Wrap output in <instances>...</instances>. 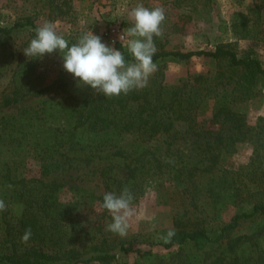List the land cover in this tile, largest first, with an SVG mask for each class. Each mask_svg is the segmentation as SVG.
Segmentation results:
<instances>
[{
    "label": "rangeland",
    "instance_id": "374dc122",
    "mask_svg": "<svg viewBox=\"0 0 264 264\" xmlns=\"http://www.w3.org/2000/svg\"><path fill=\"white\" fill-rule=\"evenodd\" d=\"M138 3L164 9L162 36L154 37L156 52L214 50L224 45L241 57L258 59L264 66V0H0V23L12 27L32 19L39 27L51 21L69 44L92 31L103 43L127 53L123 46L127 38L121 42L119 38L132 26L129 12ZM113 28L116 34L109 35ZM33 38L32 26L0 35V200L6 205L0 212V239L5 236V220L11 225V233L20 231L25 206L19 194L29 187L42 190L40 181L56 182L64 185L56 194L68 213L61 219L75 239L67 247H76L87 255L106 251L117 254L108 263L93 264H210L224 247L216 250L217 245L195 242L171 249L164 245L183 230H219L235 215L252 211L256 203L264 201V80L243 71L227 73L222 64L209 59L191 63L164 59L155 63L157 70L149 77L146 89L189 82V87L203 85L214 91L195 110L194 130L178 123L170 138L158 136L144 144L161 161V167L146 165L135 186H112L110 173L103 170L117 161L123 163L117 151L126 148L130 152L143 138L126 129L113 135V143L100 145L101 136L105 140L109 137L103 133L109 122L102 120L101 114V118L88 120V107L93 99L104 95L78 86L63 69L59 52L45 54L42 59L26 57L23 50ZM39 91L45 92L36 94ZM217 93L225 96L233 111L245 115L256 136L239 143L233 153H223L210 172L203 169L212 152L206 148L229 132V126L224 129L215 119ZM7 98L18 101L6 107L3 101ZM51 103L63 111L73 110L72 115L78 110L84 112L83 127L90 131L91 149L70 151L67 141L73 138L74 118L62 112L52 122L55 114L49 117L46 113ZM49 132L66 144L59 155L45 153L36 144L47 139ZM201 159L190 181L191 174L185 170L195 168ZM116 171L118 180L127 178V169L118 167ZM125 186L135 197L134 215L127 234L120 236L106 230L112 217L98 198L105 192L118 194ZM257 226L245 223L237 235H250ZM169 230L175 235L165 242L162 237ZM122 245L141 253L120 252ZM251 251L248 243L240 253L247 257Z\"/></svg>",
    "mask_w": 264,
    "mask_h": 264
},
{
    "label": "trees",
    "instance_id": "16d2710c",
    "mask_svg": "<svg viewBox=\"0 0 264 264\" xmlns=\"http://www.w3.org/2000/svg\"><path fill=\"white\" fill-rule=\"evenodd\" d=\"M26 26H32L34 30L37 28L32 19L19 21L12 27H4L0 23V35L8 36ZM122 53L126 63L134 62L133 57L128 52ZM164 59H172L181 63H191L196 59H209L222 64L227 73L243 71L264 80V66L261 61L251 57H241L233 49L224 45H218L214 50L160 51L153 56L154 63ZM200 78L204 79L202 76ZM213 91L214 89L203 85L199 88L189 87V82H185L177 87L165 86L157 90L143 88L132 90L127 95L121 94L111 98L104 96L93 99L91 106L88 107V120H96L102 115V120L109 122L108 127L103 130L104 135L108 134L109 137L105 140L101 136L100 145L106 142L113 143L115 139L113 135L126 129H133L143 138L142 142H139L132 151L129 152L126 148H120L117 151L116 154L124 160V164L117 161L103 170V173H110L109 178L112 180L110 184L112 186L116 184L119 187L123 185L135 186L146 165L151 166L152 164L155 168L161 167V161L156 158L155 153L146 149L144 144L158 136L164 135L170 138L175 133L178 123H184L188 129L194 130L197 124L195 110L205 98L211 96ZM44 92L39 91L36 94ZM220 96V93L215 94L217 98L215 119L221 121L224 129L229 126V132L225 137L216 138L214 143H209L206 148L212 149V152L208 158V165L203 169L210 172L217 167L223 153H233L239 143L253 140L256 136L253 134L254 129L248 125L245 115L233 111L229 107L227 99L224 98L225 96ZM17 101V98H7L3 101V105L8 107ZM62 112H65L68 117L74 118L73 138L69 142L67 141L70 151L83 150L86 147L91 149L90 131L87 132L83 127L84 112L78 110L72 115L73 110L65 109L63 111L54 103L48 104L46 109L49 117L55 114L56 119L52 122H56L61 117ZM46 136L47 139L39 140L36 144L44 149L45 153L61 154L64 146H66V144L63 145L64 141L57 140L52 132L46 133ZM126 159H130V162L127 163ZM146 159L149 160L147 164H145ZM203 160L197 162L195 168L185 170L191 174L190 181L195 177H192L193 171L199 169L197 166ZM60 162L59 164H61ZM142 163L145 165H141ZM118 167L127 169L126 179H117L118 171L116 169ZM1 173L0 171V175ZM40 182L44 185L42 190L37 191V187H29L19 194V198L22 199L25 206L24 212L20 215V231L11 233V225L7 223L8 220H5V236L0 239V264H93L97 262L108 263L116 259L117 254L108 251L87 255L76 247H67L68 242L73 243L75 239L73 234H69L64 220L61 219L68 213L56 194L63 190L64 185L56 182L50 184H46L44 181ZM111 189L113 191V187ZM103 195L98 198L101 204ZM245 223L257 224L258 226L250 235L238 236L237 234L242 231V226ZM29 227L32 230V236L27 242H24L21 237L25 229ZM226 239L228 241H225ZM193 242L203 245H217L214 247L216 250L224 247V250L214 256L210 264H264V201L256 203L252 211L235 215L230 223L225 224L219 230L209 231L205 227L183 230L169 244L164 246L171 249L176 245L187 246ZM248 243H250L252 251L245 257L240 252L243 251V246ZM71 245L69 244V246ZM119 251L141 253L140 250L125 245H122Z\"/></svg>",
    "mask_w": 264,
    "mask_h": 264
},
{
    "label": "clouds",
    "instance_id": "9594fccd",
    "mask_svg": "<svg viewBox=\"0 0 264 264\" xmlns=\"http://www.w3.org/2000/svg\"><path fill=\"white\" fill-rule=\"evenodd\" d=\"M133 24L124 29L120 42L126 39L124 47L133 57L134 62L126 63L121 50L102 42L99 35L88 31L81 35L76 43L69 45L63 35L57 31L54 22L46 21L35 29L28 47L23 50L26 57L42 59L45 54L59 52L63 60V69L71 74L80 87H90L97 94L106 98L127 95L130 91L147 86L149 77L157 70L153 62L157 48L154 37L162 36L161 24L165 20L162 7L147 8L138 3L129 12ZM134 194L125 186L118 194L105 192L101 207L107 210L112 222L106 230L125 236L129 228V220L134 215ZM6 210L3 200H0V212ZM175 235L169 230L162 237L170 242ZM32 236L31 228H26L22 241L27 242Z\"/></svg>",
    "mask_w": 264,
    "mask_h": 264
},
{
    "label": "built area",
    "instance_id": "2783aa9c",
    "mask_svg": "<svg viewBox=\"0 0 264 264\" xmlns=\"http://www.w3.org/2000/svg\"><path fill=\"white\" fill-rule=\"evenodd\" d=\"M116 32H117V30L113 28V29H111L109 35H114V34H116Z\"/></svg>",
    "mask_w": 264,
    "mask_h": 264
}]
</instances>
